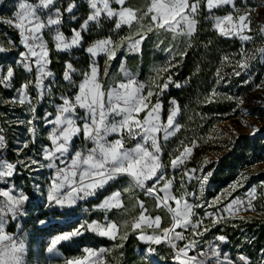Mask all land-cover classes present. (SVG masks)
Wrapping results in <instances>:
<instances>
[{
	"label": "snow or ice",
	"instance_id": "obj_1",
	"mask_svg": "<svg viewBox=\"0 0 264 264\" xmlns=\"http://www.w3.org/2000/svg\"><path fill=\"white\" fill-rule=\"evenodd\" d=\"M84 2L88 9L86 18L79 27L71 29L70 36L61 29L66 21L65 13L72 22L78 20L73 15L79 6L77 0H71L63 8L57 6L58 0H16L11 16L0 17V24L14 29L19 37L18 42L7 39L8 46L0 41V54L23 48L14 64L0 66V87L14 86L17 69L30 77L24 79L15 89V95L3 103L26 109L30 118L15 123L26 125L33 138L38 136V122L48 128L45 137L48 143L42 144L33 155L15 162L0 158V184L3 185L0 187V264H29L28 234L24 232L23 224L15 223L16 230L8 231L11 223L28 215L25 205L30 202V195L15 183L9 184L18 167L29 173L44 168L52 170L46 187L34 183L33 189L42 198L40 206L53 214L57 209L64 210L59 213L62 219H57L56 223L68 230L51 235L45 249L51 256L60 258L62 264H124L123 249L131 236L143 245L139 249L141 261L159 256V249L167 247L172 264H251L243 253L233 260L222 251L221 245L228 239L226 235H216L212 240L204 238L222 223L251 219L240 215V211H256L254 201L264 199V193L258 191L259 187H264V182L249 188L245 193L246 200L239 196L232 198V194L243 188L244 181L248 180V176L241 173L227 189L212 200H205L204 189L213 174L205 172V166L211 161L204 158L198 168L186 165L201 140L209 142L217 136L209 135L206 139L185 136L167 153V163L163 160L165 152L161 137L167 142L184 129L178 122L182 110L175 98L168 101L166 120L162 119L164 97L170 87H182L171 73L177 66V57L183 59L194 46L193 40L202 19L211 23L212 31L218 36L246 43L254 39L252 15L257 9L246 3L238 7L239 0H144L140 7L130 6L128 0ZM225 7L229 8L225 14H216ZM105 19L115 21L113 33L127 26L128 34L118 39L109 34L84 47V34L91 30L90 25L99 28ZM152 33H170L171 41L183 38L184 47L181 49L172 42L162 47L165 41L161 40L157 47L168 54V59L154 67V75L147 81L138 79L123 60L119 67L123 78L110 73L109 68L119 58V52L140 53ZM257 34L264 38V25L259 27ZM79 48L88 54L89 62L85 68L78 69L71 60L64 61L62 80L67 87L59 95V102L53 101L55 111H45L41 116L38 106L54 95L53 85L58 84L57 74L50 68L53 52L69 53ZM101 55L107 57L103 69L97 62ZM235 55L221 57V67L216 70L217 84L226 80L223 66H233L231 75L240 77L250 68L251 61L257 57L264 60V46L249 53L242 44L238 53L240 59L236 60ZM243 83L247 84L249 80ZM257 88L264 90V81ZM221 97L236 102L233 111L240 109L246 113V109H241L242 97L221 94L215 87L203 102L210 104ZM241 122L252 128L253 135L264 131V128L248 125L246 120ZM3 132L0 128V149L7 147ZM212 132L221 134L215 127ZM78 139L81 140L80 147L76 146ZM29 143L18 147V156L29 148ZM169 168L173 170L171 176L167 173ZM177 171H180L179 189L175 188ZM123 178L127 179L126 185L93 204L92 211L103 213L102 219L71 220L67 210L74 211L80 202L97 198L102 190L106 191L113 182ZM193 180L197 182L199 194L186 188V182ZM140 194L154 204L149 207ZM200 210H203L202 214ZM113 212L118 214L117 218H110ZM37 220L40 225L51 223V220L38 217ZM69 224L75 226L69 229ZM86 233L111 241L112 246H84L77 255H62V246H72ZM202 244L205 247L202 248ZM259 264H264V249H261Z\"/></svg>",
	"mask_w": 264,
	"mask_h": 264
},
{
	"label": "trees",
	"instance_id": "obj_2",
	"mask_svg": "<svg viewBox=\"0 0 264 264\" xmlns=\"http://www.w3.org/2000/svg\"><path fill=\"white\" fill-rule=\"evenodd\" d=\"M128 3L130 6L140 7L144 4V0H128ZM78 5V8L73 12V15L78 18L76 22H72L69 14L65 13L66 21L61 30L64 31L67 36L71 35L72 28L79 27V23L86 18L88 12L86 4L80 2ZM114 23L115 21L105 19L102 21V25L99 28L94 24L90 25L91 30L84 34V47H87L93 40L109 34L117 39L119 36L128 34L129 30L127 26L113 33L111 30L114 27ZM145 23H147V20ZM135 27L136 26L133 27V31H135ZM1 34L0 32V37ZM12 35L14 39L18 41L19 37L15 30L12 31ZM161 40L165 41L162 47H167L169 42L178 44L181 49L184 47L183 38L178 41H171L170 33L160 35L152 33L143 43L140 53L119 52V58L114 60L109 68L110 73H116L118 77L122 79V73H119V67L121 60H123L130 72L134 73L141 81H147L154 75V67L164 64L168 59V54L165 53L162 48L157 47ZM193 44L194 46L188 50L187 55L183 59L177 57V66L171 73L173 79L179 82L182 87H170L167 95L164 97L165 111L162 113L163 119H166L167 108L170 106L168 101L175 98L182 110L181 115L178 117V122L184 125V129L175 137L170 138L167 142H162L164 145L165 155L163 156V160L165 163H167L169 159L167 153L171 152L185 136L191 138L193 135H196L206 139L209 135H212V129L214 127L216 128L221 121L239 114V109L233 111V109H236L235 101H228L221 97L210 104L203 102L204 97L208 95L214 87L221 94L242 97L244 94L252 91L257 85H260L263 78L264 69L257 58L251 61L250 68L242 73L240 77L231 75L233 66H223V74L226 80L222 81L220 84L216 83V70L221 67V57L236 54L235 59L239 60L240 56L238 53L240 52L242 44L249 53L252 47L249 43H243L239 39L218 36L212 31L211 23L208 21L202 19L199 31L193 40ZM4 58L5 56L0 55V59ZM65 60H71L75 67L83 69L89 62V57L83 48L73 49L69 53L57 54L53 52V62L50 68L57 74L58 84L53 85L55 89L54 95L43 100L38 106V112L41 116H43L45 111H55L53 101L58 103L59 95L67 87L62 80L63 64ZM106 60V56L101 55L97 57V62L101 66V69H103ZM26 78L30 77L21 69H17V75L13 81L14 86L9 89L0 87V128L4 129L3 134L7 140V147L0 149V158L3 157L12 162L20 158V154L19 156L17 155V147L15 145V141L19 137L22 139L23 144L25 142H30L29 148L21 152V155L24 156L33 155L42 144L48 143L45 139L47 135L46 127L42 122H38V136L32 138L27 131L26 125L17 126V123H15L16 121L30 118V114L26 109L20 105L3 103L4 100H8L15 95V89L19 87L20 83ZM74 78L77 80L79 79V77ZM244 80H249V83L244 84ZM32 95L35 96L34 89L32 90ZM24 112H26V116ZM189 117H192V119H189ZM257 137H253L254 139L251 140L247 135H238L234 139V142H229L228 139L220 140L218 137L209 142H204V140L200 141L199 146L194 150L193 157L188 161L186 167L198 168L204 158H208L212 153H220L216 161H212L205 166V171L212 170L213 173L210 177L213 189L203 193L205 194V198H211L220 187H224L229 181L237 179L243 167L251 165L258 160L260 155L256 152L259 151ZM33 139L35 140L34 144L31 143ZM170 171L171 169L169 168L167 173L171 176L173 175V170L172 172ZM197 175H199V172H197ZM175 176L177 177L175 188L179 189L180 171H177ZM261 179H264V175H262ZM19 180L20 175L17 172L13 181L18 183ZM126 183V178L119 179L113 182L111 187H108L106 191L102 190L97 198L90 199L86 203H97L103 196L109 194L118 187L126 185ZM186 188L190 192L195 191L199 194L198 185L195 180L186 182ZM140 198L145 199L149 207L154 204V201L146 199L142 194H140ZM26 206L27 203L25 207ZM33 212L32 210L29 214L28 220H21L24 228L28 226L31 228L27 238L29 247L27 260L29 264H62L60 258H53L51 260L44 258L45 242L42 237L46 236L53 228H58L59 231H61L63 227L56 222H51L45 226H39L37 217L43 219L45 215H40L42 211L36 212L35 215ZM255 212L257 215H243L245 217H251V219H234L226 224L222 223L218 225L210 233H207L204 239L212 240L216 235H226L228 239L225 244L221 245L223 252L229 253L232 259H235L236 255L243 253L249 257L251 264H256L261 260V249H264V204L262 203L260 206H256ZM54 216L59 217V213L56 212ZM117 216L118 214L116 212L110 214V218H117ZM32 220L34 221L30 223ZM71 225L72 224H69L68 227ZM233 225L236 226L233 227ZM8 230L10 232L14 231L13 224H11ZM37 237L41 238L37 239ZM90 238L91 235L85 234L82 238H78L75 243L81 247L92 246ZM97 242L106 247L112 246L111 241L100 237L97 238ZM141 247H143V245L140 244L135 236H131L123 249L125 253L124 264H151L149 258L147 261L140 260L142 254L139 252V249ZM60 249L64 256L79 254L77 248H69L66 245L62 246ZM159 253V256L156 257L160 260L161 264H172L169 257V249L167 247H161ZM115 255H119V253H115Z\"/></svg>",
	"mask_w": 264,
	"mask_h": 264
},
{
	"label": "rangeland",
	"instance_id": "obj_3",
	"mask_svg": "<svg viewBox=\"0 0 264 264\" xmlns=\"http://www.w3.org/2000/svg\"><path fill=\"white\" fill-rule=\"evenodd\" d=\"M68 2H71V0H58L57 6L62 7V8L66 7ZM80 2L85 3L84 0H77V3H80ZM15 3H16V0H0V17H4V18L10 17L12 12L15 10V8H14ZM245 3L248 6L254 7L257 9V11L254 12L252 15V18H253L252 29H253V31L251 34L253 35L254 39H253V41L246 42V43H249L252 47V49L250 51V53H251L252 51L255 50V48L260 47V46H264L263 45L264 44V38H261L257 34L259 31V27L262 25V22L264 20V6H261L262 4H264V0H239L237 6L238 7L242 6ZM113 6L118 7L117 5H113ZM228 10H229V8L225 7L223 9L218 10L216 12V14L222 15V14H225ZM67 20H70V19H67ZM13 30L14 29L9 28L7 25L0 24V32L2 33L1 37H0V41H3L5 46H8L7 45V39H9V38L16 41L12 35ZM243 43H245V42H243ZM21 48H19L18 50H13L10 54L9 53L0 54L2 56H5L4 59H0V66H4L6 64L14 63V61L18 58V52L23 50V48H22V50H21ZM257 58H258L259 63L263 66V69H264V60H261L259 57H257ZM122 78H123V74H122ZM262 81H264V72H263ZM242 98L244 100V104L241 105V109H246L247 110L246 113H243L239 109V114L237 116L228 118V122H226L224 124H218L216 126V129H218L221 134H217V133L213 132L212 135H216L218 138H220V140L228 139L229 142H234V139L238 135H247L251 140L254 139L251 136L252 128L249 126H245L241 121L246 120L248 122V125L255 126V127L264 122V108L261 106V101L264 100V90H261L260 88H257V86H256L252 91L244 94L242 96ZM24 115L26 116V112H24ZM162 119H163V117H162ZM17 126H21V125L17 123ZM47 131H48V128L46 127V132ZM162 142H163V138L161 137V143ZM257 143H258L259 151H256V152H258L260 157L258 158V160H256L251 165L245 166L240 170V174L241 173L246 174L248 176V180L244 181V187L243 188L237 189V191L232 194V198L239 196L242 199L246 200L247 198L245 196V193L248 191V189L253 187V186H259V185H261L262 182H264V179H261L262 175H264V133L260 134L257 137ZM15 145H16L17 149H18V147H22L23 142H22V139H20V137L18 139H16ZM76 146L77 147L81 146V140L80 139H78L76 141ZM88 146L90 147L91 145L89 144ZM129 146H131V144ZM17 149H16V151H17ZM218 154H220V153L219 152L218 153H212L209 155V157L207 159H209L211 162L216 161L219 157ZM26 156H31V155H26ZM26 156L21 155V153H20L19 159H24ZM207 171L212 172V170H207ZM207 171H205V172H207ZM17 172L20 175L19 182L15 183L13 180H10L9 184L15 183L18 188H23L26 191V193L30 195V202H28L27 206L25 207L26 209H28V215L21 217L20 220H18L16 222L11 223V224H13L14 231L16 230L15 229V223H21V220H28L29 214L31 213L32 210L34 211L33 212L34 215L36 214V212H40V211L46 213V215L43 218L44 220H51V222H56L57 219H62V217H56V216H54V214L52 212H49L47 209L40 206L42 198L40 197V194L35 193L34 189H33L34 183H40L42 186L46 187L47 177L52 174V170L44 168V169H40L37 172L29 173L27 170L23 169L22 167H18ZM170 172H172V169ZM235 180L236 179L231 180L224 187H220L217 190V192H215L211 198L207 199L204 196L205 194H203L204 199L209 200V201L212 200L223 189H227L229 184H231ZM0 187H3V185L0 184ZM212 189H213V184H212L210 177H209L208 183L206 184L205 189H204V193L206 191H209ZM258 191L260 193H264V187H259ZM90 199H95V198H89V200ZM254 203H255V207L260 206L262 203L264 204V199H257L256 201H254ZM93 204H95V203H88L87 204L86 202H80L79 207H75L74 211L73 210H67L70 214L71 220H75V221L79 222L80 220H84V219H102L103 213L92 211ZM85 209H87L88 211H85ZM61 211H64V210L57 209V213H60ZM200 211L202 214L203 210H200ZM240 215H257V213L255 211H250V210L245 211L244 209H241ZM33 221L34 220H32L30 223H32ZM38 225L39 226H45V225H40L39 223H38ZM74 226L75 225L72 224L68 228L70 229L71 227H74ZM10 227H11V225H10ZM30 229H31L30 226H28V227L24 228V232H26L28 234ZM62 230H68V229L62 228ZM54 232H56V233L59 232V229L53 228L52 230H50L49 233H47L46 236L42 237L44 242H45V248H44L43 256L47 260H51L53 258H58L55 256H51L50 254H48L45 251L49 237L51 235L56 234ZM86 234L91 235V238H90V241L92 242L91 247L99 248V247L103 246L97 242V238H98L97 236H95L91 233H86ZM22 235H23V233H22ZM40 238L41 237H37V239H40ZM205 240H209V239H205ZM66 246H68V245H66ZM68 247L69 248H75V249L77 248L80 252V249L83 248L84 246L81 247L78 244L74 243L72 246H68ZM103 247H106V246H103ZM201 247L203 248L205 246L202 244ZM60 252L62 253L61 249H60ZM227 254L229 255V253H227ZM260 254H261V252H260ZM62 255L64 256L63 253H62ZM236 257H237V255H236ZM233 260H235V259H233ZM259 262H257L256 264H259Z\"/></svg>",
	"mask_w": 264,
	"mask_h": 264
},
{
	"label": "bare ground",
	"instance_id": "obj_4",
	"mask_svg": "<svg viewBox=\"0 0 264 264\" xmlns=\"http://www.w3.org/2000/svg\"><path fill=\"white\" fill-rule=\"evenodd\" d=\"M226 122H228V119H225V120L221 121L220 124H224ZM149 261H150L151 264H161L160 260L156 256L149 257Z\"/></svg>",
	"mask_w": 264,
	"mask_h": 264
},
{
	"label": "water",
	"instance_id": "obj_5",
	"mask_svg": "<svg viewBox=\"0 0 264 264\" xmlns=\"http://www.w3.org/2000/svg\"><path fill=\"white\" fill-rule=\"evenodd\" d=\"M262 25H264V20H263V22H262ZM263 45H264V44H263ZM261 106L264 108V100L261 101ZM256 127H257V128H264V122L261 123V124H259V125H257ZM262 133H264V131H260V132H258V133L255 134V135L251 134V136H252V137H257V136H259V135L262 134Z\"/></svg>",
	"mask_w": 264,
	"mask_h": 264
}]
</instances>
